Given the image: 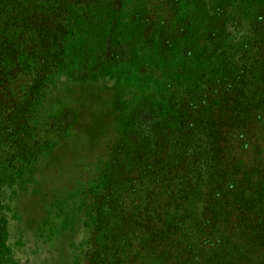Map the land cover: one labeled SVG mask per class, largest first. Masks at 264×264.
<instances>
[{"label": "rangeland", "instance_id": "rangeland-1", "mask_svg": "<svg viewBox=\"0 0 264 264\" xmlns=\"http://www.w3.org/2000/svg\"><path fill=\"white\" fill-rule=\"evenodd\" d=\"M38 1L30 0L28 7ZM108 1L79 0L67 20V53L59 64L48 63L49 78L39 90L34 84L44 70L43 58L2 63L5 73L15 76L8 91L16 104L0 102V264H91L89 257L95 259L100 249L106 264H148V243L159 238L148 223L158 228L178 209L188 210L185 225L196 258L208 247V233L193 210L210 192L204 179L191 206L173 200L158 212L149 202L170 181L163 171L141 173L155 154H168L147 149L155 135L147 128V109L189 101L207 120L215 107L199 105L193 90L210 96L207 90L229 68L234 76L244 74V91L234 92L257 96L262 87L254 62L264 48V0ZM18 30L13 28L15 36ZM29 36L24 34V46ZM23 100L33 126L24 148L16 119L5 121L17 115ZM255 133L264 134V126L254 121L241 134L233 133L236 155L252 157L242 153V141L253 143ZM210 135L199 127L194 144L176 146L179 153H172L187 158L195 176ZM121 137L124 150L117 153ZM179 137L174 127L170 140ZM219 147L224 151V140ZM97 198L103 200L100 209ZM223 226L225 233L226 223L217 229ZM241 263L264 264V259L247 253Z\"/></svg>", "mask_w": 264, "mask_h": 264}, {"label": "trees", "instance_id": "trees-1", "mask_svg": "<svg viewBox=\"0 0 264 264\" xmlns=\"http://www.w3.org/2000/svg\"><path fill=\"white\" fill-rule=\"evenodd\" d=\"M29 1L27 3L20 0H0V102L4 100L3 104L9 107L16 104L8 91L16 81L15 76L5 73L2 63L7 61L12 64L24 56L43 58L44 70L39 72L38 81L34 84V89L39 90L49 78L48 69L45 70L48 63L59 64L63 60L62 55L67 53V20L74 14V8L79 3V0H39L28 7ZM101 1L104 0H81L87 5ZM13 28L19 29L16 36L12 32ZM25 33L30 34L26 46L23 45ZM258 55L254 65L258 80H262V89L257 96L236 94L235 90L244 91V74L241 72L234 76L232 74L235 73L231 74L229 68L222 81L207 90L210 91V96L205 91L201 93L193 90L192 95L196 92L197 94L192 99L197 97L199 105L215 107L214 115L207 120L193 112L196 109L189 101H183L181 105L175 99L169 106L166 104L147 109L151 118L147 128L150 127L149 132H155L154 139L152 143L148 142L147 149L149 153L168 154L166 157L155 154L154 158L147 162L146 171L141 173L147 175L149 172L163 171L170 181L166 188L150 196L149 202L154 204L153 210L161 212L165 207L167 210L173 200L189 205L202 179L210 189L209 194L201 196V205L193 207L201 219L202 230L208 233L209 238L208 247L202 249L201 258H196V247L189 241V234L192 233L185 225V214L188 210L182 209L181 213L178 209L158 228H155L152 222L148 223V230L154 231L152 236L159 237L148 243V258L151 260L148 264H243L241 258L247 253L260 254L264 259V134L255 133L253 143L242 141V153H251L252 157L249 158L236 155L232 143L233 133L241 134L253 121L264 126V48L258 49ZM10 71L16 72L15 68ZM34 93L33 90V96ZM24 102L23 100L18 104L19 112L15 117L10 115L5 120L8 122L9 119H16L20 135L18 139L25 140L22 148L29 146L27 141L33 132L32 114L28 113ZM174 127H178L180 137L172 143L170 132ZM199 127L207 128L211 135L202 161L203 166L195 176L186 161L187 158L178 160L172 153H179L176 146L185 149L194 144L196 129ZM132 130L131 128V134ZM222 131L224 137L221 136ZM124 139L125 137L120 138L117 153L124 150ZM220 140H224V151L219 147ZM25 153L26 150L23 149L21 154ZM30 159L26 162V167L32 162ZM102 201V198H97L95 206L100 209ZM223 223H226L225 233L224 226L217 229V226ZM165 234L173 238L168 240ZM218 234L223 235L216 239ZM99 238L97 233L95 241L98 242ZM97 255L95 259L93 255L89 257L88 263L106 264L102 262V259H107L106 252L100 249Z\"/></svg>", "mask_w": 264, "mask_h": 264}]
</instances>
